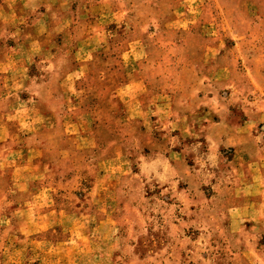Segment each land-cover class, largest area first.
Returning <instances> with one entry per match:
<instances>
[{"label":"rangeland","instance_id":"1","mask_svg":"<svg viewBox=\"0 0 264 264\" xmlns=\"http://www.w3.org/2000/svg\"><path fill=\"white\" fill-rule=\"evenodd\" d=\"M0 264H264V0H0Z\"/></svg>","mask_w":264,"mask_h":264}]
</instances>
